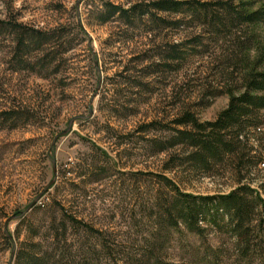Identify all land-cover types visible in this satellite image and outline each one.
<instances>
[{"label":"rangeland","instance_id":"1","mask_svg":"<svg viewBox=\"0 0 264 264\" xmlns=\"http://www.w3.org/2000/svg\"><path fill=\"white\" fill-rule=\"evenodd\" d=\"M154 1L0 0V264L29 254L47 264H261L242 259L228 227L167 226L173 192L162 176L195 196L238 187L232 157L208 174L167 170L184 155L168 143L185 112L213 122L228 92L241 93L243 57L264 71V26L222 34L188 10L102 23L107 4ZM34 32L46 44L21 51ZM260 128L249 147L261 163L243 182L264 198Z\"/></svg>","mask_w":264,"mask_h":264},{"label":"trees","instance_id":"2","mask_svg":"<svg viewBox=\"0 0 264 264\" xmlns=\"http://www.w3.org/2000/svg\"><path fill=\"white\" fill-rule=\"evenodd\" d=\"M259 4L261 7L255 8ZM105 8L102 23L108 22L116 15L128 23L148 15L154 20L161 18L157 17L158 13H183L188 10L191 16L199 17L204 24L215 26L217 32L222 34L235 27L244 26L250 29L264 26V0H220L216 3L158 0L149 4H132L127 9L112 4H107ZM14 29L25 31L21 27ZM33 34L29 38H20L18 46L21 51L23 49L24 52L26 45L39 47L46 44L45 34ZM253 41L249 38L243 51L250 50ZM173 48L169 58L179 60L181 55L176 51L179 45ZM240 65L246 72L240 88L242 91L239 94L228 92L229 105L215 121L201 122L191 112H185L174 121L176 128L173 129L174 134L168 147H181L184 155L173 157L171 165L167 168L173 170L177 166H187L189 172L208 174L213 166L224 165L232 157L238 161V187L228 194L195 196L182 192L172 180L162 176L173 192L165 210L167 217L164 222L167 226L175 228L184 225L188 230L198 233L203 231L202 222L219 229L228 227L242 259L250 262L256 257L264 264V198L252 184L243 182V171L250 172L251 168L261 163V157L252 155L254 148L249 145L250 132H260V126L264 123V71L251 70L249 59L245 57L241 59ZM47 190L48 188L45 189ZM70 220L79 224L78 220ZM5 238L7 242L12 240L8 234ZM20 260H23L24 264H47L46 259L37 254L23 255L19 262ZM157 264L175 263L161 261Z\"/></svg>","mask_w":264,"mask_h":264},{"label":"water","instance_id":"3","mask_svg":"<svg viewBox=\"0 0 264 264\" xmlns=\"http://www.w3.org/2000/svg\"><path fill=\"white\" fill-rule=\"evenodd\" d=\"M91 115H92V111H91ZM73 122H74V121H72V122L70 123V125H69V129H68L67 131L61 133V134L57 137V139H58L59 137H62V136L67 135V134L70 132L71 127H72V125H73ZM54 182H55V180H53V181L49 184L48 188L52 187V186L54 185ZM17 218H18V216H14V217L10 218V219L7 221V223H6V225H5V231H6V233H7L8 235H9V233H8V225H9V222H11L12 220H16ZM9 236H10V235H9ZM10 237H11V236H10Z\"/></svg>","mask_w":264,"mask_h":264}]
</instances>
